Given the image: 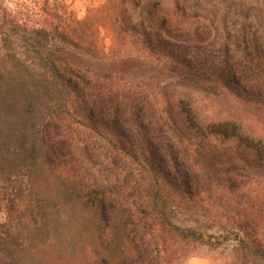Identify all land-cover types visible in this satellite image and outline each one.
Wrapping results in <instances>:
<instances>
[{"label":"trees","instance_id":"obj_1","mask_svg":"<svg viewBox=\"0 0 264 264\" xmlns=\"http://www.w3.org/2000/svg\"><path fill=\"white\" fill-rule=\"evenodd\" d=\"M246 8L106 0L79 19L61 0H0V264L27 263L54 179L73 180L64 205L93 222L84 264H185L200 249L264 264L253 207L221 223L212 203L250 170L264 177L230 106L264 108V45L254 32L245 42ZM17 207L24 228L10 222Z\"/></svg>","mask_w":264,"mask_h":264},{"label":"rangeland","instance_id":"obj_2","mask_svg":"<svg viewBox=\"0 0 264 264\" xmlns=\"http://www.w3.org/2000/svg\"><path fill=\"white\" fill-rule=\"evenodd\" d=\"M106 0H61L66 9L70 11L76 18L82 19L87 17L89 11L99 7ZM247 20L245 22L246 43H249V38L252 37V32L255 33L259 41L264 45V0H245ZM219 6V14L224 13L222 4ZM212 11V9L210 10ZM201 15L205 10L201 9ZM231 14L233 12H230ZM241 14V13H240ZM210 15V14H209ZM210 17V16H209ZM230 17V15H229ZM237 21H241L244 17L234 16ZM195 17H190L188 25L191 30H195L200 24L196 22ZM218 32L212 31V34H203L204 39H212L213 34ZM210 35V36H209ZM217 35V34H216ZM224 36V34H223ZM249 37V38H248ZM197 39V38H194ZM232 41V39H230ZM108 41V40H107ZM223 41L218 39L217 42ZM129 53H135L134 48L128 50ZM122 53H125L124 50ZM252 104L244 103L239 107H234V103L230 106L235 108L234 114L241 117L243 137L240 139L248 146L255 148L259 151L260 155L264 150V108H253ZM208 106L203 107L205 109ZM226 109V108H225ZM224 110L223 113H225ZM238 167V166H236ZM231 176L234 177L233 172L239 174V170L231 168ZM27 172L21 171L14 180L17 183H26ZM245 178H238L235 182L233 190L226 191L227 195L222 200H212L213 207L215 208L214 215L217 221L221 223L226 221L222 215H227V218H234V212L242 209L244 206L251 205L253 211L257 213L258 217L264 222V177L258 173L250 170V174L245 173ZM71 179L53 180L52 192L59 194L62 203H55V195L50 197L53 205L49 207L48 215L50 219L45 223L42 228L43 233L40 236L26 240L28 242L29 254L25 253L26 264H84V251L83 248L87 247L91 241L90 228L93 229V222L87 221V216L83 211H69V205H64L65 196L70 193L72 187ZM240 189V190H238ZM6 200L0 204V222H5L7 218V204ZM16 208V207H12ZM11 209V210H12ZM19 207L14 212H10L12 225L25 227V219L21 217L22 213L19 212ZM10 210V211H11ZM24 216V215H23ZM26 233H23V237ZM227 241L231 242L234 239V234L230 232L226 234ZM25 239V238H24ZM224 239V238H223ZM27 247V244H26ZM227 251L217 250L215 252L200 249L197 253L185 261V264H221L225 261ZM29 255V256H28Z\"/></svg>","mask_w":264,"mask_h":264}]
</instances>
